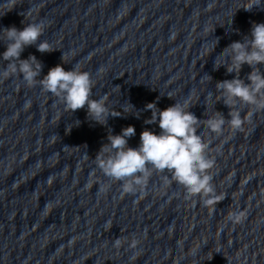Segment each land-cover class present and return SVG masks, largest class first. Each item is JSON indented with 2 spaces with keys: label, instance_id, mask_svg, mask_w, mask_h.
<instances>
[{
  "label": "water",
  "instance_id": "1",
  "mask_svg": "<svg viewBox=\"0 0 264 264\" xmlns=\"http://www.w3.org/2000/svg\"><path fill=\"white\" fill-rule=\"evenodd\" d=\"M205 207L183 186L125 194L0 230V264H264V180L215 182ZM243 211L240 222L229 214ZM122 243L114 247L116 238ZM138 241L135 248L132 240Z\"/></svg>",
  "mask_w": 264,
  "mask_h": 264
},
{
  "label": "clouds",
  "instance_id": "2",
  "mask_svg": "<svg viewBox=\"0 0 264 264\" xmlns=\"http://www.w3.org/2000/svg\"><path fill=\"white\" fill-rule=\"evenodd\" d=\"M253 7L264 10V3L262 0H256L255 4H249L243 9L253 11ZM24 25L22 29L11 26L0 30L3 34L0 39H3L6 45V50L0 54V58L7 62L6 67L0 71V77L19 75L27 86L39 85L44 92L59 98L65 109L72 113L86 107L88 119L91 117L92 121L100 125H106L109 116H121L112 113L106 106L107 97L90 98L94 82L90 74L81 71L78 66L65 70L62 64H58L50 68L42 79L39 78L43 69L42 62L31 54L27 59H21V54L28 46H36L40 53H50L56 49H53L47 40H41L45 30L43 22ZM218 40L219 38L215 39L212 52ZM221 58L223 63L219 62ZM62 62L65 64L64 53ZM244 65L251 68L246 76L248 82L239 75ZM260 65H264V23L252 22L250 33L242 40L230 43L214 61V69L218 70L223 66L228 74H234L232 79L218 81L215 85L216 92L219 93L218 101L222 100L229 109V118H225L218 111L206 116V119L197 118L190 111L194 106L190 98L175 102L163 110L159 109L155 102L148 103L144 111H151V117L144 123H158L159 134L144 129L140 133L139 146L133 148L128 145V140L136 134L134 126L124 127L120 134L113 135L110 132L107 136L108 142L101 146L95 156L97 166L106 177L121 182L122 192L125 194L141 192L154 172L167 171L175 182L184 187L188 198L200 197L203 205L214 212L215 205L226 197L217 194L212 183L213 177L209 170L213 168L214 161L207 155L208 145L198 134V128L203 122L211 132L221 135L227 123L233 133L243 131V125L250 122L254 112L264 111V71H261ZM211 95L209 92L208 99ZM241 105L251 109L244 117L241 115ZM131 107L134 109L133 105ZM135 112L139 113L135 114L139 118L140 112ZM244 216L243 211H236L230 213L228 219L240 222ZM121 243V239L116 238L114 247L119 248ZM137 243L138 241L133 239L131 247L135 248Z\"/></svg>",
  "mask_w": 264,
  "mask_h": 264
}]
</instances>
